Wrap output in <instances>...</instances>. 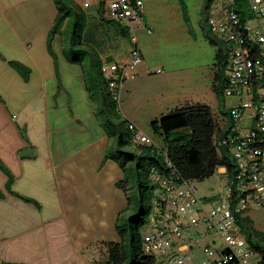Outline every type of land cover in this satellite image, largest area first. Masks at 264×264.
Returning <instances> with one entry per match:
<instances>
[{
    "label": "crops",
    "instance_id": "1",
    "mask_svg": "<svg viewBox=\"0 0 264 264\" xmlns=\"http://www.w3.org/2000/svg\"><path fill=\"white\" fill-rule=\"evenodd\" d=\"M85 1L76 0L83 10L91 8L87 34L93 40L100 38L102 59L115 60L111 48L119 41L115 37L120 35L118 26L126 24L101 19L108 0H90L88 6ZM56 15L54 0H0V158L13 174L12 190L42 204L38 208L11 193L9 176L0 168V189L5 194L0 198V259L15 261L3 254L17 242L33 244L39 239L44 249L53 246L51 228L61 251L58 260L47 252L43 264H100L105 259L97 258V244L117 234L115 219L125 194L119 190L117 197L113 186L123 172L111 159L101 167L109 139L86 87L84 59L81 63L69 60L63 51L70 45H63L61 36L53 41V50L49 49L48 34ZM108 30L113 39L108 38ZM187 31L192 33L190 28ZM105 33L107 39L102 38ZM9 60L28 66L29 78ZM164 66L156 78H147L154 70L144 61L122 92L130 95L143 89L148 95L155 93L164 102L162 107L172 103L171 110L195 102L187 99V91L194 88L190 82L198 75ZM200 69L204 75V66ZM122 115L138 128L132 114ZM20 127L27 129L30 141L23 138ZM28 148L32 150L24 153ZM46 210L49 217L37 222L38 213L43 215ZM193 248L200 250L197 245Z\"/></svg>",
    "mask_w": 264,
    "mask_h": 264
},
{
    "label": "built area",
    "instance_id": "2",
    "mask_svg": "<svg viewBox=\"0 0 264 264\" xmlns=\"http://www.w3.org/2000/svg\"><path fill=\"white\" fill-rule=\"evenodd\" d=\"M236 3L238 0H214L209 13L212 34L223 42L226 53L225 95L236 99V104L228 107L231 132L222 140L236 163V188L229 181L226 166L222 170L219 167L227 174L223 193L212 197H200L193 178L153 168L159 185L157 209L152 213L154 230L143 235L142 246L155 258L154 264H264V239L256 237L260 244L256 248L238 221L252 205H264V0L244 4L243 16ZM89 4L90 0L84 2V6ZM144 5L145 0H108L102 15L134 30L133 24L143 20ZM129 52L127 60L102 64L109 88L118 100L125 82L137 76V68L145 61L135 35ZM129 126L136 141L155 144L133 122ZM193 227L201 236L212 230L218 232L224 244L215 248L201 243L191 232ZM194 245L204 259H196L199 255Z\"/></svg>",
    "mask_w": 264,
    "mask_h": 264
},
{
    "label": "trees",
    "instance_id": "3",
    "mask_svg": "<svg viewBox=\"0 0 264 264\" xmlns=\"http://www.w3.org/2000/svg\"><path fill=\"white\" fill-rule=\"evenodd\" d=\"M54 1L57 15L48 34L49 49L53 50L55 38L61 36L63 31L69 28L71 20H74V25L71 26L70 49H65L63 54L69 60L79 63L88 57L89 66L85 72L86 87L91 99L96 103L98 108L96 114L109 139L101 167L106 160L111 159L120 166L123 172V177L115 183L127 199V206L118 212L115 219V229L120 239L103 242L108 247V255L100 264H154L155 258L147 255L143 250L141 232V228L150 222L151 205L157 197L159 188L152 170L155 168L166 174L177 172L182 178L197 180L210 177L219 167L226 166L229 181L232 187L236 188V163L231 156L229 146L222 143L223 138L231 132L232 119L229 109L224 101L221 102L219 108L223 118V124H221L214 109L206 103L177 107L168 115L155 119L151 123L153 131L163 140L162 146L136 141L134 131L129 126L130 121L120 112L119 100L113 96L108 80L102 71L103 62L110 60L102 59L99 52L93 49L88 43L91 39L86 37L90 34V32L87 34L86 23L79 24L77 21L81 17L86 19L82 6L76 0ZM249 1L238 0L236 3L238 4L237 11L242 13V16L246 14L243 6L249 4ZM213 2L214 0H204L200 23L204 37L211 44L218 46L214 91L219 100H222L227 86L226 53L223 42L212 34L209 25V13ZM184 10L187 15L186 6ZM101 19L107 18L101 15ZM118 28L120 35L131 43L129 35L131 29L121 24ZM9 64L25 79L29 78L31 69L28 66L18 60H9ZM88 79L93 80L99 87L100 94L97 102L88 87ZM0 100H2L1 96ZM20 131L23 138L30 141L27 129L20 127ZM111 139L114 140L113 143H110ZM0 168L9 176L7 188L11 193L27 202L34 203L38 208L42 207L41 202L36 198L12 190L13 174L1 158ZM4 196L5 194L0 189V198ZM129 210L132 211L127 214ZM238 221L249 241L256 248H260L256 237L264 239V233L255 227L250 215L247 214ZM0 261L3 264H29L1 259Z\"/></svg>",
    "mask_w": 264,
    "mask_h": 264
},
{
    "label": "rangeland",
    "instance_id": "4",
    "mask_svg": "<svg viewBox=\"0 0 264 264\" xmlns=\"http://www.w3.org/2000/svg\"><path fill=\"white\" fill-rule=\"evenodd\" d=\"M203 2L204 0H145V5L142 10L144 19L139 23L133 24L135 29L130 30L129 35L130 37L133 35L137 37L145 61L148 63V67L151 70L161 68L163 71V67H165L164 65H167L176 70H180L181 74L191 73V71L196 73L198 77L190 82V84H194V88L191 87V90L189 89L187 91V99L189 100V98H191L195 102H191V100L187 104H183V106L200 102L206 103L214 109L217 119L221 124H223V118L221 117L222 115L219 111L221 102L224 101L225 106L228 108L229 106L236 104V99L225 95L224 99L219 100L216 92L214 91V75L216 71V53L218 46L211 44L203 35L200 23ZM185 6L187 15L184 10ZM90 11L91 8L84 7L86 19L84 20L82 17L78 18L77 21L79 24H84L85 22L88 27ZM187 23L189 24V27L186 25ZM73 25L74 20H71L69 28L61 34L63 45L70 43L71 26ZM103 26L107 27L106 23ZM101 28L102 27L99 26L100 32ZM189 28L192 30V33L187 31ZM149 29L151 31H149ZM108 32L112 35H109L108 38L111 37L113 39V32L109 30ZM107 34L108 33L103 34L102 38L107 39ZM190 35L192 38H197V40L194 42V40L189 37ZM86 37L91 39L88 40V43L91 44L93 49L97 50L101 54L100 48L98 47L101 42L100 38L93 40L90 34ZM115 37L118 38L119 41L113 43L111 48V54L116 56L114 59L118 61L129 59L130 52L128 50L130 42L123 36L116 35ZM107 59L112 60L113 58ZM84 62L86 67H88V57L84 58ZM203 66L206 71L204 75L201 73L200 69ZM161 73L162 72H154L151 75H147V78H156V75ZM87 83L92 96L97 102L100 94L99 87L93 80L88 79ZM118 103L119 110L122 114H124V112L132 114L140 132L152 138L156 145H163L162 138L153 131L151 123L155 119H160V115H162V113L164 115H168L172 111V103L165 104V107H162L164 102H160L155 93L148 95L147 91L144 92L143 89L131 92L130 95L126 91L122 92ZM97 110L98 108L96 111ZM113 142L114 140L111 139L110 143ZM226 178L227 174L220 171L218 168L212 176L197 179V194L200 197L220 196L223 193V185ZM113 188L118 197V193H120L119 190L121 189L117 188L115 185ZM121 198L123 204L120 210L127 206L126 196L124 195ZM156 209L157 205L155 197L151 205V213H154ZM131 211L132 210H129L127 214ZM49 212V210H46L43 215L38 213L37 222H40L42 218H48ZM248 214L250 215L255 227L264 233V205H252V207L248 209ZM153 225L151 215L150 222L141 228L142 234L146 235L151 233L154 230ZM54 226L55 225L53 224V227ZM52 232H54L52 235L54 239L51 240V242L53 243L54 241L55 243L53 246L49 245V248L44 249L39 243V239H36L33 244L31 242L29 244L17 242L12 244L9 248H5L4 252L7 254H3V256L8 259L11 258L12 260L27 262L29 264H43L41 260L45 259V256H47L46 253L48 252L50 256H53L58 260L61 251L58 246L60 241L55 238V230L50 228L49 233L52 234ZM191 232L200 239L201 243L210 244L215 248L221 247L224 244L223 237L214 230L206 236H201V234L197 231V228L194 227L191 228ZM113 238L114 240L120 239L117 234ZM112 239L105 241H112ZM103 241L104 240L97 244V258L100 260L106 259L108 255V247L105 243H103ZM196 252L199 255V257L196 258L197 260L198 258L200 260L204 259V255L199 249H196Z\"/></svg>",
    "mask_w": 264,
    "mask_h": 264
},
{
    "label": "water",
    "instance_id": "5",
    "mask_svg": "<svg viewBox=\"0 0 264 264\" xmlns=\"http://www.w3.org/2000/svg\"><path fill=\"white\" fill-rule=\"evenodd\" d=\"M30 150H32V148H30V149H29V148H28V149H25V150H23V152H24V153H27V152H29Z\"/></svg>",
    "mask_w": 264,
    "mask_h": 264
},
{
    "label": "bare ground",
    "instance_id": "6",
    "mask_svg": "<svg viewBox=\"0 0 264 264\" xmlns=\"http://www.w3.org/2000/svg\"><path fill=\"white\" fill-rule=\"evenodd\" d=\"M221 169V168H220Z\"/></svg>",
    "mask_w": 264,
    "mask_h": 264
}]
</instances>
